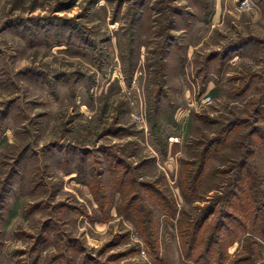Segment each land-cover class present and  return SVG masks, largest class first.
<instances>
[{
	"label": "rangeland",
	"instance_id": "374dc122",
	"mask_svg": "<svg viewBox=\"0 0 264 264\" xmlns=\"http://www.w3.org/2000/svg\"><path fill=\"white\" fill-rule=\"evenodd\" d=\"M0 264H264V0H0Z\"/></svg>",
	"mask_w": 264,
	"mask_h": 264
}]
</instances>
